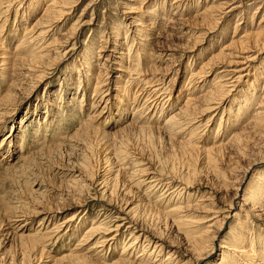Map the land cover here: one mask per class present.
Listing matches in <instances>:
<instances>
[{"label": "rangeland", "instance_id": "obj_1", "mask_svg": "<svg viewBox=\"0 0 264 264\" xmlns=\"http://www.w3.org/2000/svg\"><path fill=\"white\" fill-rule=\"evenodd\" d=\"M50 2L0 0V264H264V0Z\"/></svg>", "mask_w": 264, "mask_h": 264}, {"label": "bare ground", "instance_id": "obj_2", "mask_svg": "<svg viewBox=\"0 0 264 264\" xmlns=\"http://www.w3.org/2000/svg\"><path fill=\"white\" fill-rule=\"evenodd\" d=\"M55 0H51V2L48 4V6L49 7H51L50 5H52L53 3H55L54 2ZM175 3V2H174ZM179 6V5H178ZM46 14H48L47 12H46ZM180 18V17H179ZM42 20V19H41ZM172 20V19H171ZM173 21L174 22H176V21H178V18L177 19H173ZM39 23H40V20H39ZM149 23V22H148ZM151 23V22H150ZM183 23V22H182ZM51 25H52V23H50ZM140 25H143V24H140ZM178 25V24H177ZM153 27V26H152ZM50 28V27H49ZM178 28H179V25H178ZM182 28V26L180 27V29ZM140 30V29H139ZM47 31V30H46ZM141 31V30H140ZM43 32V31H42ZM41 33V32H40ZM245 36V35H244ZM30 37V36H29ZM31 40V39H30ZM242 41V40H241ZM244 41V40H243ZM25 42V41H24ZM31 42V41H30ZM154 43V42H153ZM245 43V42H244ZM30 44V43H29ZM20 45H22V44H20ZM118 46V45H117ZM32 47V46H31ZM102 47V46H101ZM228 47V46H227ZM17 48V47H16ZM224 48H226V47H224ZM40 53V52H39ZM41 54V53H40ZM44 54V53H43ZM43 54H41V55H43ZM127 54V53H126ZM99 55V54H98ZM38 56V55H37ZM100 56V55H99ZM91 57V56H90ZM92 58V57H91ZM7 59H9V58H6V57H2V59L0 60V70L1 71H3L4 72V70H5V68H6V66H8V65H10V63H9V61L7 60ZM122 61V60H121ZM135 63V62H134ZM34 64V63H33ZM245 69V68H244ZM238 70H240V69H238ZM238 70H235V71H237L238 72ZM246 70H247V68H246ZM123 71H124V69H123ZM128 71V70H127ZM169 71V70H168ZM3 72H1V73H3ZM231 73V72H230ZM7 74V73H6ZM99 74V73H98ZM104 75V74H103ZM225 75V74H224ZM227 75V74H226ZM243 75V74H242ZM3 76H4V74H3ZM6 76V75H5ZM154 76V75H153ZM177 78V77H176ZM242 78V76L241 75H239L238 76V78L236 79V80H239V79H241ZM166 79V78H165ZM229 79V78H228ZM157 80V79H156ZM171 80V79H170ZM155 81V80H154ZM153 81V82H154ZM163 81V80H162ZM221 81H223V80H221ZM156 82V81H155ZM160 82V81H159ZM164 82V81H163ZM216 82V86L214 87V89L216 90V91H218V90H223V91H225V88H224V86H226V85H224V83L223 82H220V79L219 80H217V81H215ZM167 83V82H166ZM214 83V82H213ZM14 86V85H13ZM162 87V86H161ZM10 88V87H9ZM98 88V87H97ZM153 89V88H152ZM214 90V91H215ZM231 90V89H230ZM96 91V90H95ZM155 91V90H154ZM214 91H213V88H211V92L209 91L208 92V94H206V96H208L209 98H213L214 96ZM139 92V91H138ZM99 93V92H98ZM94 94V93H93ZM100 94V93H99ZM153 94V93H152ZM259 94L261 95V97L263 96V92L261 93V92H259ZM97 95V94H96ZM101 95V94H100ZM221 98V97H220ZM256 98V97H255ZM255 98L253 97L251 100L252 101H254L255 100ZM189 100H193L194 98L193 97H191V98H188ZM4 100V99H3ZM223 100V99H222ZM260 101H261V99H260ZM263 102H264V96H263V100H262ZM211 102H212V100H211ZM147 103V102H146ZM190 103V102H189ZM216 103H219V102H216ZM221 103V102H220ZM153 104V103H152ZM262 104V103H261ZM264 104V103H263ZM221 105V104H220ZM249 105H251V102L248 100L247 102H246V105H245V108H247V106H249ZM219 106V105H218ZM264 106V105H263ZM1 108V107H0ZM215 108V107H214ZM244 108V109H245ZM260 108V106H258L257 108H255V111L253 112V114H252V116H251V119H253L254 121H256V122H262L263 121V116H264V110H262V109H259ZM264 108V107H263ZM243 110V109H242ZM181 111H182V109H181ZM172 116V119H174L173 117H175V116H173V115H171ZM178 117V116H177ZM178 119V118H177ZM167 121V120H166ZM169 121V120H168ZM172 121V120H171ZM255 122V123H256ZM257 124V123H256ZM12 129V128H11ZM242 130V129H241ZM236 135V134H235ZM234 135V136H235ZM11 136H13V134H8L7 136H5L4 137V140L5 139H9ZM12 141V139L10 140V142ZM8 147V146H7ZM151 179V178H150ZM151 181V180H150ZM142 182V181H141ZM238 191V190H237ZM253 193H255L254 192V190L253 189H251L250 188V191L248 192V194L249 195H253ZM254 196H255V194H254ZM254 196H253V198H254ZM244 199H246V196H245V198ZM248 199H252V197H248ZM253 201V203H252V206H257L256 204L258 203V201L257 200H255V199H252ZM244 201V200H243ZM248 201V200H247ZM260 201V200H259ZM248 204H250L249 202H248ZM264 209V208H263ZM172 210V209H171ZM250 210V209H249ZM258 210V209H257ZM216 212V211H215ZM235 214V213H234ZM256 214V213H255ZM263 214V213H262ZM220 215V214H219ZM226 215V214H225ZM257 217V216H256ZM258 217H259V215H258ZM247 218V217H246ZM260 218V217H259ZM128 226V225H127ZM106 234V233H105ZM238 237V236H237ZM236 241V240H235ZM244 241V240H243ZM243 241H241L242 243H240V245H235V243L234 244H232V255L233 256H226V257H223V258H221V262L219 263V264H236L235 263V261H236V259H235V257L237 256V258L241 261H246L247 260V264H253L254 263V258L253 259H251V255H249V254H251L250 253V251H251V248H248L247 247V243H245V245H243ZM240 242V241H239ZM34 244H36L35 243V240H34ZM253 244V243H252ZM155 246H156V244H155ZM158 247V246H157ZM161 247V246H160ZM156 249V248H155ZM235 253H237V254H235ZM247 253H249V254H247ZM263 253V252H262ZM224 255V254H223ZM260 255V254H259ZM171 256V255H170ZM250 256V257H249ZM249 257V258H248ZM264 257V256H263ZM66 258V257H65ZM248 258V259H247ZM233 259H235V261H232ZM243 261V262H244ZM237 262V261H236ZM117 263H119L120 264V261H117L115 264H117ZM263 263H264V258H263Z\"/></svg>", "mask_w": 264, "mask_h": 264}]
</instances>
